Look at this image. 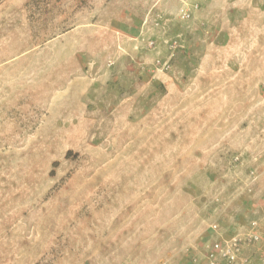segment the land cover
<instances>
[{
	"label": "rangeland",
	"instance_id": "obj_1",
	"mask_svg": "<svg viewBox=\"0 0 264 264\" xmlns=\"http://www.w3.org/2000/svg\"><path fill=\"white\" fill-rule=\"evenodd\" d=\"M31 4L52 50L0 103V264H208L252 221L264 264V0Z\"/></svg>",
	"mask_w": 264,
	"mask_h": 264
},
{
	"label": "crops",
	"instance_id": "obj_2",
	"mask_svg": "<svg viewBox=\"0 0 264 264\" xmlns=\"http://www.w3.org/2000/svg\"><path fill=\"white\" fill-rule=\"evenodd\" d=\"M31 3L32 0H0V103L9 98L12 72L35 70L37 64L28 63V54L31 61H37L44 50H52L47 45L43 48L42 40L32 29ZM262 193L264 199L263 185Z\"/></svg>",
	"mask_w": 264,
	"mask_h": 264
},
{
	"label": "built area",
	"instance_id": "obj_3",
	"mask_svg": "<svg viewBox=\"0 0 264 264\" xmlns=\"http://www.w3.org/2000/svg\"><path fill=\"white\" fill-rule=\"evenodd\" d=\"M257 221L251 222V230L246 236L234 235L228 239L216 240L208 250V264H239L243 258L244 246L257 241ZM217 229V225H214Z\"/></svg>",
	"mask_w": 264,
	"mask_h": 264
}]
</instances>
